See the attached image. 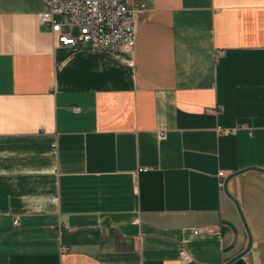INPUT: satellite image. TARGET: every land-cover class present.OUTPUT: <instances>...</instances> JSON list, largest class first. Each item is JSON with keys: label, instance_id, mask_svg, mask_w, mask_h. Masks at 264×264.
I'll use <instances>...</instances> for the list:
<instances>
[{"label": "crops", "instance_id": "crops-1", "mask_svg": "<svg viewBox=\"0 0 264 264\" xmlns=\"http://www.w3.org/2000/svg\"><path fill=\"white\" fill-rule=\"evenodd\" d=\"M130 5L109 51L0 0V264H264V0Z\"/></svg>", "mask_w": 264, "mask_h": 264}, {"label": "built area", "instance_id": "built-area-1", "mask_svg": "<svg viewBox=\"0 0 264 264\" xmlns=\"http://www.w3.org/2000/svg\"><path fill=\"white\" fill-rule=\"evenodd\" d=\"M45 1L48 9L40 12L39 18L50 27L59 43L87 42L109 51L129 50L135 45L137 12L131 7L130 0ZM146 169L145 166L139 168ZM219 175L224 178L225 172L222 170ZM199 231L194 230L195 233ZM190 259L191 254L181 248V263L185 264Z\"/></svg>", "mask_w": 264, "mask_h": 264}, {"label": "water", "instance_id": "water-1", "mask_svg": "<svg viewBox=\"0 0 264 264\" xmlns=\"http://www.w3.org/2000/svg\"><path fill=\"white\" fill-rule=\"evenodd\" d=\"M248 168H253V169H258V170H264V168H260V167H257V166H250ZM244 169H247V168H243L241 170H238V172H240V171H242ZM235 173H237V172H235ZM226 184H227V179L224 180V187H225V189L227 187ZM250 245H251V234L249 232V242H248V245L246 246V248L244 250H242L240 253H238L236 256H234L232 259L228 260L224 264H246L245 261L242 259V256L248 251V249L250 248Z\"/></svg>", "mask_w": 264, "mask_h": 264}, {"label": "rangeland", "instance_id": "rangeland-1", "mask_svg": "<svg viewBox=\"0 0 264 264\" xmlns=\"http://www.w3.org/2000/svg\"><path fill=\"white\" fill-rule=\"evenodd\" d=\"M76 30V29H75Z\"/></svg>", "mask_w": 264, "mask_h": 264}]
</instances>
